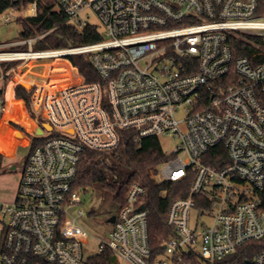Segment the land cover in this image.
Wrapping results in <instances>:
<instances>
[{
    "label": "built area",
    "instance_id": "obj_1",
    "mask_svg": "<svg viewBox=\"0 0 264 264\" xmlns=\"http://www.w3.org/2000/svg\"><path fill=\"white\" fill-rule=\"evenodd\" d=\"M58 2L74 31L96 28L101 39L39 48L50 30L0 42V118L11 85L24 110L16 90L31 94L35 121L32 131L14 129V138L29 137L17 149L30 151L14 200L0 203V264H90L104 252L112 264H264V0ZM6 12L22 13L17 22L35 19L39 0L0 7V27L12 21ZM235 42H244L250 57H236ZM74 56L90 59L97 81L64 61ZM47 61L68 71H34ZM126 131L137 139L173 138L155 179L190 178L191 185L168 209L173 232L158 253L139 184L113 215L109 238L90 253L84 194L74 189L78 166L86 150H112ZM252 242L260 251L234 258Z\"/></svg>",
    "mask_w": 264,
    "mask_h": 264
},
{
    "label": "trees",
    "instance_id": "obj_2",
    "mask_svg": "<svg viewBox=\"0 0 264 264\" xmlns=\"http://www.w3.org/2000/svg\"><path fill=\"white\" fill-rule=\"evenodd\" d=\"M35 0H18L12 3L9 0H0L1 9L15 7L22 9ZM23 26L21 34L24 38L33 37L53 30L46 36L39 48L58 49L74 45L88 44L99 41L100 34L96 28H88L82 34L74 31L68 17L60 8L58 0H39V12L35 19H23L18 21ZM237 48L236 57H250L251 50L246 47L244 42H235ZM245 46V47H244ZM71 64L79 70L86 81H97L94 68L90 59L84 56H74L69 58ZM2 93H0V97ZM16 98L25 101L28 113L34 117L31 94L19 87L16 90ZM8 104L21 106L20 100H15L12 96ZM6 116L16 119L11 114ZM17 129L23 130L16 124ZM5 128L14 129L8 125V121L3 123ZM36 139H32V147ZM168 156L162 148L160 140L156 137H145L137 139L134 132H122L119 146L108 151L86 150L78 166L77 176L74 180V189L81 194H85L100 185L102 188L114 194V200L119 208L125 204L128 189L139 184L146 189V195L142 202L149 211V243L153 253L160 251L162 241L173 232L167 223L168 209L171 203L179 198L186 197L191 185V179L179 183H158L155 175L158 168L167 160ZM3 157L0 156V170L3 168ZM213 164V163H211ZM115 215V214H113ZM112 215V216H113ZM260 251L257 243H248L240 248L235 255V259L243 261L250 259L254 253ZM114 256L110 252H104L90 260V264H112Z\"/></svg>",
    "mask_w": 264,
    "mask_h": 264
},
{
    "label": "rangeland",
    "instance_id": "obj_3",
    "mask_svg": "<svg viewBox=\"0 0 264 264\" xmlns=\"http://www.w3.org/2000/svg\"><path fill=\"white\" fill-rule=\"evenodd\" d=\"M5 14L10 15L12 21L8 25H2L0 27V42L5 43L17 41L21 37L23 26L15 19L21 17L22 13L6 12ZM91 23L99 26V21L94 15L91 17ZM64 61L71 64L70 60ZM45 63V65L49 64L50 66L35 68L34 71L39 74L46 72L48 75L59 74L68 71L65 65L54 67V61H47ZM27 89L30 88L27 87ZM11 94L12 86L10 85L7 91V104ZM10 108L9 114L13 115L16 119H8L5 113L0 118V124L3 125V122L6 123L8 121L10 124H16L19 127H27L26 129L32 131L34 124L28 117H32L28 111L27 116L21 106H15L11 109ZM12 128L16 129L15 126ZM26 143V139L21 137L14 138V133L11 130L6 129L3 126L0 127V156L4 159L3 168L0 170V203L12 202L15 198L22 164L28 156L30 148L20 146L16 151L15 159L14 155L17 146L19 144L25 145ZM160 143L162 145L163 151L167 154L171 153L175 146V140L173 138L162 137L160 138ZM11 164L15 165L17 169L10 170ZM82 198L84 200L82 208L85 210L86 214L81 219V222L92 237V241L85 247V250L90 253H96L100 241L107 240L109 238L112 225L108 223V219L113 214L118 212L119 205L114 200V194L102 188L100 185H95V187L85 193Z\"/></svg>",
    "mask_w": 264,
    "mask_h": 264
},
{
    "label": "water",
    "instance_id": "obj_4",
    "mask_svg": "<svg viewBox=\"0 0 264 264\" xmlns=\"http://www.w3.org/2000/svg\"><path fill=\"white\" fill-rule=\"evenodd\" d=\"M44 129H46V130H48V129H50L51 128V126L49 125V124H43V126H42ZM43 133V130L41 129V128H39L38 130H37V134H42ZM18 135H20L21 136V133L20 132H18ZM13 169V168H12ZM144 209V207L142 206V207H140V210H143ZM115 222V216H112V217H110L109 219H108V223H114ZM248 264V263H247Z\"/></svg>",
    "mask_w": 264,
    "mask_h": 264
},
{
    "label": "crops",
    "instance_id": "obj_5",
    "mask_svg": "<svg viewBox=\"0 0 264 264\" xmlns=\"http://www.w3.org/2000/svg\"><path fill=\"white\" fill-rule=\"evenodd\" d=\"M16 100V99H15ZM8 106V105H7ZM7 108V107H6ZM24 111H26L25 113H27V109H26V106H25V110ZM5 113H6V110H5ZM4 113V114H5ZM27 115H28V113H27ZM7 117V116H6ZM29 118H30V120L33 122V124H35V121L32 119V117H30V116H28ZM8 119H12L11 117H7ZM4 123V122H3ZM12 124V123H11ZM9 122H8V125L10 126V127H14L13 126V124L11 125ZM0 127H2V125L0 124ZM4 127V126H3ZM22 128H25V127H22ZM27 128V127H26ZM7 129V128H6ZM17 129V128H16ZM28 130V129H27ZM38 130V129H37ZM12 131V130H11ZM13 132V131H12ZM14 133V132H13ZM24 139H26V141L28 142V139H29V137H25ZM26 145V144H25ZM16 151H17V148H16V150H15V155H14V159H15V156H16ZM13 159V160H14Z\"/></svg>",
    "mask_w": 264,
    "mask_h": 264
},
{
    "label": "bare ground",
    "instance_id": "obj_6",
    "mask_svg": "<svg viewBox=\"0 0 264 264\" xmlns=\"http://www.w3.org/2000/svg\"><path fill=\"white\" fill-rule=\"evenodd\" d=\"M12 108V107H15V105H11V104H8V106H7V108H6V114H8L9 113V108ZM10 108V109H11Z\"/></svg>",
    "mask_w": 264,
    "mask_h": 264
},
{
    "label": "flooded vegetation",
    "instance_id": "obj_7",
    "mask_svg": "<svg viewBox=\"0 0 264 264\" xmlns=\"http://www.w3.org/2000/svg\"><path fill=\"white\" fill-rule=\"evenodd\" d=\"M10 166H11V167H10V170H16V169H17L16 166L13 165V164H11ZM12 168H13V169H12Z\"/></svg>",
    "mask_w": 264,
    "mask_h": 264
}]
</instances>
